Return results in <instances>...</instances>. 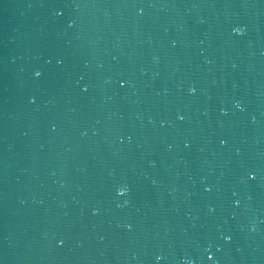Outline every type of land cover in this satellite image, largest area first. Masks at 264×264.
<instances>
[{"label":"water","instance_id":"95a60500","mask_svg":"<svg viewBox=\"0 0 264 264\" xmlns=\"http://www.w3.org/2000/svg\"><path fill=\"white\" fill-rule=\"evenodd\" d=\"M0 264H264V0H0Z\"/></svg>","mask_w":264,"mask_h":264},{"label":"clouds","instance_id":"9594fccd","mask_svg":"<svg viewBox=\"0 0 264 264\" xmlns=\"http://www.w3.org/2000/svg\"><path fill=\"white\" fill-rule=\"evenodd\" d=\"M123 193V190L120 192V194H122Z\"/></svg>","mask_w":264,"mask_h":264},{"label":"snow or ice","instance_id":"6c2138e0","mask_svg":"<svg viewBox=\"0 0 264 264\" xmlns=\"http://www.w3.org/2000/svg\"><path fill=\"white\" fill-rule=\"evenodd\" d=\"M254 178V177H253ZM124 193H122L121 195H123Z\"/></svg>","mask_w":264,"mask_h":264}]
</instances>
